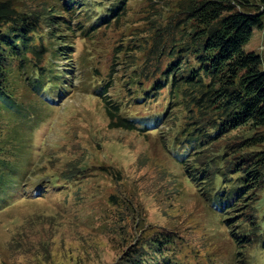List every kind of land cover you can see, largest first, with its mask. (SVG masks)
<instances>
[{
	"label": "trees",
	"instance_id": "obj_1",
	"mask_svg": "<svg viewBox=\"0 0 264 264\" xmlns=\"http://www.w3.org/2000/svg\"><path fill=\"white\" fill-rule=\"evenodd\" d=\"M127 1L47 0L45 11H36L0 0V209L46 191H22L28 165L17 162L14 146L6 148L18 131L1 125L14 116L29 128L47 118L71 86L73 36L118 21ZM94 8L101 11L95 15ZM174 8L147 60L119 83L122 95L109 94L116 77L100 80L94 94L111 129L146 135L182 119L170 149L185 176L200 183L212 210L236 229L238 252L264 247V212L261 219L253 214L264 197V68L261 56L244 48L254 30L264 31V0H177ZM56 59L65 62L58 68ZM182 241L158 230L129 247L120 264H190L179 256Z\"/></svg>",
	"mask_w": 264,
	"mask_h": 264
},
{
	"label": "rangeland",
	"instance_id": "obj_2",
	"mask_svg": "<svg viewBox=\"0 0 264 264\" xmlns=\"http://www.w3.org/2000/svg\"><path fill=\"white\" fill-rule=\"evenodd\" d=\"M14 1L45 11L47 0ZM176 1L128 0L118 21L73 36L71 86L52 102L55 109L38 125L30 119L29 128L6 117L3 131H18L6 148L14 146L17 162L28 165L23 178L29 181L20 188L46 191L0 209V264H120L129 247L162 229L183 238L179 256L187 255L190 264H264L259 244L238 252L236 229L224 224L200 183L193 184L175 159L170 148L183 120L146 135L111 129L103 99L94 94L100 80L116 77V92L109 94L122 95L119 83L147 60ZM244 48L258 53L264 68V31L254 30ZM55 62L59 68L65 59ZM255 205L261 219L264 197Z\"/></svg>",
	"mask_w": 264,
	"mask_h": 264
}]
</instances>
